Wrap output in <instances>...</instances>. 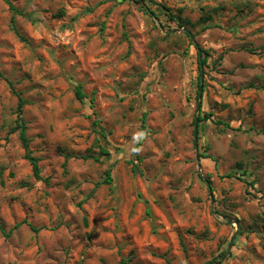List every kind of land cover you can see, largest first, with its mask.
I'll return each instance as SVG.
<instances>
[{"label":"rangeland","instance_id":"1","mask_svg":"<svg viewBox=\"0 0 264 264\" xmlns=\"http://www.w3.org/2000/svg\"><path fill=\"white\" fill-rule=\"evenodd\" d=\"M8 1L0 264H264V0Z\"/></svg>","mask_w":264,"mask_h":264},{"label":"trees","instance_id":"2","mask_svg":"<svg viewBox=\"0 0 264 264\" xmlns=\"http://www.w3.org/2000/svg\"><path fill=\"white\" fill-rule=\"evenodd\" d=\"M3 1H5L8 4L9 9L12 10L13 13H19L20 14V11H18L8 0H3ZM187 36L190 38V35L188 33H187ZM190 40H192V39L190 38ZM192 43L197 47V45L194 42H192ZM246 51L253 52L254 50L249 48V49H246ZM201 52H202V49H199L197 47V56H198V62H199V69H198L199 75H198V78H197V80H198V89L196 91L197 97H201V95H202V87H201L202 74H200V72H201V66L200 65L206 63L205 59H203V60L200 59ZM204 54H206V53L204 52ZM75 96H76L77 100H79V101H82L85 98V95L81 91L80 86L76 87ZM93 100H94V98L91 97L90 98V104L91 105L93 104ZM22 104H23L22 101L19 100L18 108H17V114H18L17 119H18V121H17L16 126H14L12 128V131H16V130L19 131L20 142H21L22 148L24 150V158L30 163L31 168H32L33 176L36 179H40L41 177H40V168H39V164H38V158L33 156L31 151H30L29 138L25 134V130H26L25 129V125H24V122L22 121V119L20 117ZM94 124H97V122L94 121ZM226 126H228V125H226ZM100 130L102 132V129H100ZM102 135H104V134L102 133ZM107 155H109V151L107 149H104V148L101 147L99 155L97 157H91V158H93V160L98 162L100 160L101 156H107ZM70 157H71V155H69V154L65 155V160H68V158H70ZM110 172H111L110 170H107L105 172V177H104L102 183L111 184L112 176H111ZM97 186H98V184H97ZM30 228L33 231H36V232L38 231V229H36V228H33V227H30ZM0 231L3 234H6L5 230L3 229V227L1 225H0ZM222 255H223V253H222ZM213 262L215 263V261H213Z\"/></svg>","mask_w":264,"mask_h":264},{"label":"water","instance_id":"3","mask_svg":"<svg viewBox=\"0 0 264 264\" xmlns=\"http://www.w3.org/2000/svg\"><path fill=\"white\" fill-rule=\"evenodd\" d=\"M189 34V33H188ZM190 35V38L193 40V37L191 36V34H189ZM196 130H197V124H196V122H195V129H194V134L196 135Z\"/></svg>","mask_w":264,"mask_h":264}]
</instances>
